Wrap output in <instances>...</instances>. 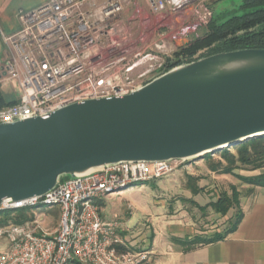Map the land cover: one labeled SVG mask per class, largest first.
I'll use <instances>...</instances> for the list:
<instances>
[{
    "label": "built area",
    "instance_id": "1",
    "mask_svg": "<svg viewBox=\"0 0 264 264\" xmlns=\"http://www.w3.org/2000/svg\"><path fill=\"white\" fill-rule=\"evenodd\" d=\"M101 2L48 0L18 11L13 34L0 29L8 49L0 64V85L12 84L20 91L14 104L0 107V124L43 117L87 100L126 96L169 70L171 45L164 34L134 31L136 27L122 19L127 1ZM147 2L154 16L181 7L167 0ZM181 163L107 166L83 178H65L42 197L3 201L0 211L57 208V224L45 228L36 216L0 227V238L8 242L0 251V264H150L149 250H119L116 231L122 226L104 220L95 201L160 179Z\"/></svg>",
    "mask_w": 264,
    "mask_h": 264
},
{
    "label": "water",
    "instance_id": "2",
    "mask_svg": "<svg viewBox=\"0 0 264 264\" xmlns=\"http://www.w3.org/2000/svg\"><path fill=\"white\" fill-rule=\"evenodd\" d=\"M264 136V49L182 63L133 93L0 124V206L124 163L202 157Z\"/></svg>",
    "mask_w": 264,
    "mask_h": 264
},
{
    "label": "rangeland",
    "instance_id": "3",
    "mask_svg": "<svg viewBox=\"0 0 264 264\" xmlns=\"http://www.w3.org/2000/svg\"><path fill=\"white\" fill-rule=\"evenodd\" d=\"M105 1L102 0L100 4ZM115 1L128 2V6H125L123 10L122 19L125 22L129 21L132 27H136L134 31L138 30V33L145 34L148 29H152L163 33L165 40L171 45L172 55L186 42L202 36L211 19L226 20L232 15H241L243 11L239 10L245 0H188L187 4H181L197 9L196 11H200L203 15L204 8L214 14H211L209 18L201 14V19L197 17L195 19L194 16L184 19L180 13L172 12V10L163 16H154L149 10L147 0ZM220 16L222 17L220 18ZM165 27L170 28L166 29ZM176 40L179 41L175 42ZM6 85H0V87ZM8 89L13 96L20 95L17 86L9 84ZM0 92L5 95L1 88ZM219 152L210 153L211 161H207L202 156L182 162L174 172L160 179L138 183L123 191L96 200L95 203L99 206L102 218L113 219L122 227L132 229L136 234H140L136 239L141 238V240L144 238L148 240V237H151L154 232L156 233L161 225L169 222L190 226L198 235L214 231L217 228L223 230L229 227L234 221L233 217L237 209H230L226 216L222 217L208 206L209 203L215 202L224 193L230 197L232 190H235L238 195V208L241 210L244 200L250 194L251 186L242 183L233 175L210 171V164L219 161ZM238 167L239 169L234 173L243 177L264 174V168L250 171L249 168ZM190 179L196 180L197 186L201 189L196 196L190 194L186 189ZM17 215H22L27 219L38 216L43 227L48 229H54L57 222L55 220L57 208L53 207L51 209L17 210L10 216ZM131 236L133 235L131 234ZM7 246V240L3 237L0 238V251L5 250Z\"/></svg>",
    "mask_w": 264,
    "mask_h": 264
},
{
    "label": "crops",
    "instance_id": "4",
    "mask_svg": "<svg viewBox=\"0 0 264 264\" xmlns=\"http://www.w3.org/2000/svg\"><path fill=\"white\" fill-rule=\"evenodd\" d=\"M47 1L0 0V29L6 35L13 34L18 28L16 21L18 11L35 9ZM187 1L170 0L169 2L187 4ZM196 10L183 5L176 12L180 13L184 19H188L190 16L201 19L203 14ZM203 11L209 12L207 8H204ZM165 28L169 29L170 27ZM188 43L186 42V44ZM7 54V47L0 40V64L4 62ZM0 88L7 99L14 98L16 100L17 97L10 93L8 85ZM241 211L243 216L237 228L221 241L198 244L191 248L181 244V242L193 240L198 236L212 237L216 233H221L224 230L222 228L198 235L190 226L169 222L161 225L156 233L154 232L151 237H148V240L146 238L141 240V238L136 239L140 234L123 226L124 230L116 231V235L122 243L119 250L148 249L152 254L150 264H264V187H251L250 194L241 206ZM56 218L55 220H57ZM112 220L109 218L106 221Z\"/></svg>",
    "mask_w": 264,
    "mask_h": 264
},
{
    "label": "trees",
    "instance_id": "5",
    "mask_svg": "<svg viewBox=\"0 0 264 264\" xmlns=\"http://www.w3.org/2000/svg\"><path fill=\"white\" fill-rule=\"evenodd\" d=\"M239 11L241 15H232L226 20L213 18L206 27L204 34L193 39L188 44L178 48L167 60V69H172L182 63H189L210 55L232 52L243 49H264V0H245ZM14 98L7 99L0 92V107L14 104ZM204 159L211 161L210 154L204 155ZM224 163V165H223ZM238 166L256 171L264 168V136L243 141L232 147L219 152V161L210 164V171L225 175H233L242 183L251 187H264V174L254 177H243L236 175ZM186 189L196 196L201 189L197 186L196 180H191ZM238 195L232 190L229 197L226 193L221 194L215 202L209 203V207L222 217L226 216L230 209L236 208L234 221L221 233L212 237H196L193 240L181 244L188 248L198 244H209L223 240L232 233L242 219V211L238 208ZM14 211H0V227L10 224H21L27 220L20 216L11 217Z\"/></svg>",
    "mask_w": 264,
    "mask_h": 264
}]
</instances>
